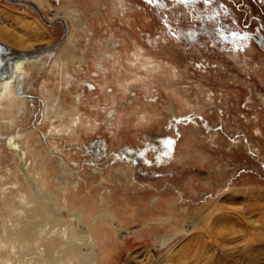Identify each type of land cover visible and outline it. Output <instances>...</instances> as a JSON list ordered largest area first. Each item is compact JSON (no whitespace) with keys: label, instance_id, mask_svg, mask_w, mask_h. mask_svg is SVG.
I'll return each instance as SVG.
<instances>
[{"label":"rangeland","instance_id":"rangeland-1","mask_svg":"<svg viewBox=\"0 0 264 264\" xmlns=\"http://www.w3.org/2000/svg\"><path fill=\"white\" fill-rule=\"evenodd\" d=\"M25 1L0 0L45 31L24 46L62 43L1 131L0 264H264V0Z\"/></svg>","mask_w":264,"mask_h":264},{"label":"bare ground","instance_id":"bare-ground-1","mask_svg":"<svg viewBox=\"0 0 264 264\" xmlns=\"http://www.w3.org/2000/svg\"><path fill=\"white\" fill-rule=\"evenodd\" d=\"M55 18H60L65 23V20H64L63 17H58L57 16ZM54 19H53V21H54ZM29 30L31 31V28H29ZM32 32H34V34H33L34 37L33 38H35V39H36V37H41V35H42V34H40V36H37L38 32L41 33L40 31L32 30ZM39 39H41V38H39ZM30 42H32V41H30ZM21 45H23V46L24 45H29V43L28 44L22 43ZM59 47H60V45H59ZM52 48L54 49L53 52L46 53V54L52 55L54 53L55 49H57L58 47H55V45H54ZM41 56L35 57V58H40ZM27 58H32V57H27ZM27 58H23L22 60H19L16 63L13 64V70L10 73L11 79L6 83L5 90L3 91V94L0 97V138L2 137L1 131L6 126V124L7 123L8 124L13 123L12 120H10L9 118H6V115L13 116V114L15 113V114H17L19 116H22L24 113H26L25 111H26L27 106H28V100L23 99L24 97H22L23 96V94L21 93L22 92V85L24 84V82L26 84L28 80L35 79L36 75H38V71H37V74H36V71L32 70L33 67L31 68V65L30 66L29 65L24 66L25 65L24 62H33L34 63V61H30V60L26 61V60H24V59H27ZM18 65L19 66H23V67H20V68L18 67L17 68ZM35 69H37V68H35ZM23 87L26 89V85H24ZM15 91L18 94L15 93ZM29 134L30 133H28L27 136H26L25 134L17 133V134L8 136L7 137V146L10 149H12L20 157V159H21L20 167H21V170L26 175L27 182L31 183V185H32V187L34 189L35 195L38 198H42V199L46 200L45 207L49 210L50 215L55 218V196L50 194V193L45 192L44 190H42V187L39 185V183L36 180V176L29 170L30 166L28 165V163H26L27 154H26V152L24 150L23 144L21 142L17 141V137L18 138L22 137V135H25L26 138L28 139L29 137H31V136H29ZM29 141H31L30 138H29L28 142ZM51 162H52V160H51ZM74 213H75V215H74L75 217L73 216L72 221L75 222V223L77 222V224L79 225V230L82 233H84V236L79 238L78 244L82 245L84 243L85 244L87 243L90 246H92L94 244V242H95V240H93V238H95V237L92 236V235H89V233H90L91 229L93 228V226H92L93 224H90L91 226L90 225L87 226L88 224L87 223L85 224L81 212H74ZM68 214L69 213H67V215ZM97 219H99L100 222H102V223H108V221L110 220V221H112V223H110V224H112L114 226L117 225L114 222V218L108 213H100V214L95 215L94 221H96ZM58 225L59 224H56V225L55 224H50V226L47 227L46 230H49V232L54 233V231H56L58 229ZM43 227H44V225H43ZM69 227H70L69 224H67L61 230V235L63 237H68L67 235H68ZM93 257H91V258L94 259Z\"/></svg>","mask_w":264,"mask_h":264},{"label":"crops","instance_id":"crops-1","mask_svg":"<svg viewBox=\"0 0 264 264\" xmlns=\"http://www.w3.org/2000/svg\"><path fill=\"white\" fill-rule=\"evenodd\" d=\"M2 7H0V41L10 45L16 49L20 48V49H24L23 45H21L22 43L28 44L30 43V38H24L23 36H19L18 33L16 31H21L19 30V26H22V30L24 31V33H27L31 36L28 37H34L33 34L34 32H32V30L35 31H41L42 35H41V39H44V30L41 27H34L33 23L30 24L27 20H17V18H11V24H10V20L8 21V18L6 16H4V12L1 11ZM16 21H19V23H17ZM8 22V23H7ZM10 24V25H9ZM19 25V26H18ZM28 25V26H27ZM32 25V26H31ZM28 28V29H27ZM29 28H31V31L29 30ZM35 28V29H34ZM35 39V38H34ZM33 40V39H32ZM12 41V42H11ZM14 43L13 45L11 43ZM17 45V46H14ZM29 47V46H24ZM33 47H29V49H31Z\"/></svg>","mask_w":264,"mask_h":264},{"label":"flooded vegetation","instance_id":"flooded-vegetation-1","mask_svg":"<svg viewBox=\"0 0 264 264\" xmlns=\"http://www.w3.org/2000/svg\"><path fill=\"white\" fill-rule=\"evenodd\" d=\"M11 48H14V47H12L10 45H7V44H5V43H3V42L0 41V83H1V80H2V78L4 76V74L6 73L7 68H8L7 65H8V62H9L8 59L10 57V50H11ZM17 50H20V49H17ZM27 50H29V49H27ZM19 60H22V59H19ZM24 63H25L24 66H26V65H29L30 66L31 65V68L33 67L32 70L33 71L35 70L36 71V74H37L38 68L35 69L33 62H24ZM18 67L20 68V67H23V66H19L18 65L17 68ZM12 70H13V66H12V69L4 76L3 82L0 85V97L2 96L3 91L5 90L6 83L11 79L10 73L12 72ZM38 75H39V73H38ZM38 75H36V78L38 77ZM24 85H25V82L22 85V92H21L23 94L22 97H24L23 99H26V100H28L30 102H34L32 99H29V97L24 96V92H25V88L23 87ZM15 93H17V92L15 91ZM28 165H29V163H28ZM33 191H34V189H33ZM34 194H35V192H34ZM116 227H118V226L116 225Z\"/></svg>","mask_w":264,"mask_h":264},{"label":"water","instance_id":"water-1","mask_svg":"<svg viewBox=\"0 0 264 264\" xmlns=\"http://www.w3.org/2000/svg\"><path fill=\"white\" fill-rule=\"evenodd\" d=\"M12 2H26L27 4L32 3L31 1H25V0H9ZM62 43V41L58 42L55 44V47H59V45ZM53 48L52 47H47V46H43V47H37V48H31L29 50H17L15 48H11L10 50V57L8 59V65L7 67H9L10 63L12 62H17L19 59H23V58H27V57H38L41 54L44 53H50L53 52Z\"/></svg>","mask_w":264,"mask_h":264},{"label":"snow or ice","instance_id":"snow-or-ice-1","mask_svg":"<svg viewBox=\"0 0 264 264\" xmlns=\"http://www.w3.org/2000/svg\"><path fill=\"white\" fill-rule=\"evenodd\" d=\"M152 0H149V3H151ZM184 2H188V0H184ZM206 2H208V0H206ZM218 33H219V38L223 41H229L231 40L232 42L236 43L240 40H244L247 38L246 35H241L240 33L237 32H229L227 34L224 33L223 30L221 29H217ZM189 36H191V33H189ZM237 46L240 48V50H243V46L237 44ZM183 119H188V118H183ZM179 122V121H178ZM171 125H169L170 127ZM165 145L167 148L171 149L174 144H175V140L172 138H168L167 140L164 141ZM128 152H133L135 151L134 149H127ZM142 154V153H141ZM163 155H168V152L163 153ZM161 157L158 156L157 159L159 160Z\"/></svg>","mask_w":264,"mask_h":264}]
</instances>
